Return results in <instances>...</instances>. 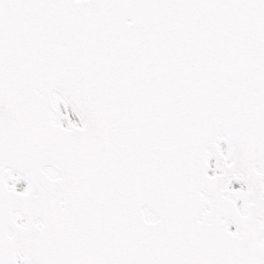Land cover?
Listing matches in <instances>:
<instances>
[{
    "label": "snow or ice",
    "instance_id": "snow-or-ice-1",
    "mask_svg": "<svg viewBox=\"0 0 264 264\" xmlns=\"http://www.w3.org/2000/svg\"><path fill=\"white\" fill-rule=\"evenodd\" d=\"M0 264H264V0H0Z\"/></svg>",
    "mask_w": 264,
    "mask_h": 264
}]
</instances>
